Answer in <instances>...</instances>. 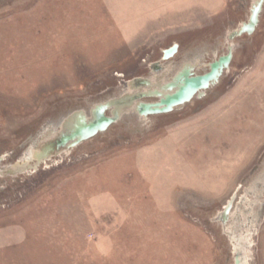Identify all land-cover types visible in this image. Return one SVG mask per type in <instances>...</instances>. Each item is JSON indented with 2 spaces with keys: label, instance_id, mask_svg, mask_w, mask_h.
<instances>
[{
  "label": "rangeland",
  "instance_id": "374dc122",
  "mask_svg": "<svg viewBox=\"0 0 264 264\" xmlns=\"http://www.w3.org/2000/svg\"><path fill=\"white\" fill-rule=\"evenodd\" d=\"M0 264H264V0H0Z\"/></svg>",
  "mask_w": 264,
  "mask_h": 264
},
{
  "label": "water",
  "instance_id": "95a60500",
  "mask_svg": "<svg viewBox=\"0 0 264 264\" xmlns=\"http://www.w3.org/2000/svg\"><path fill=\"white\" fill-rule=\"evenodd\" d=\"M257 22V10L253 13V16L251 18L250 24L247 25L244 30L251 33L255 24ZM228 58H222L221 65H227ZM220 64H214L212 66V69L210 73L198 77V78H192L187 79L184 82V86L179 89V91L174 94L173 96L169 97L165 104L167 105L166 110H171L173 106L181 105L185 102H188L196 91L200 89H206L209 86V83L213 80H216L217 76V69ZM109 123V120L106 118H101L99 121H97L94 124H90L88 126L82 127L76 131L73 137H79L80 139H86L91 136H93L96 132L103 130Z\"/></svg>",
  "mask_w": 264,
  "mask_h": 264
}]
</instances>
